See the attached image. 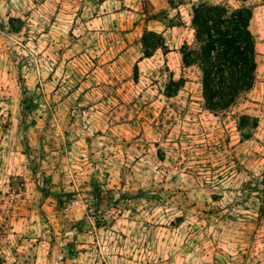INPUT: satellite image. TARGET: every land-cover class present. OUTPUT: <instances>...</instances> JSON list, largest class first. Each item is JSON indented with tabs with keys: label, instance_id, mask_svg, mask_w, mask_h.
Instances as JSON below:
<instances>
[{
	"label": "rangeland",
	"instance_id": "rangeland-1",
	"mask_svg": "<svg viewBox=\"0 0 264 264\" xmlns=\"http://www.w3.org/2000/svg\"><path fill=\"white\" fill-rule=\"evenodd\" d=\"M198 2L0 0V264H264V0H209L253 9L258 62L217 114Z\"/></svg>",
	"mask_w": 264,
	"mask_h": 264
},
{
	"label": "trees",
	"instance_id": "trees-1",
	"mask_svg": "<svg viewBox=\"0 0 264 264\" xmlns=\"http://www.w3.org/2000/svg\"><path fill=\"white\" fill-rule=\"evenodd\" d=\"M190 16L194 44L182 45L183 64L198 68L205 108L214 114L225 112L251 91L257 80L256 41L250 29L253 9L242 6L229 11L224 5L199 0L192 5ZM140 46L146 58L168 50L163 33L149 29L144 30ZM185 83L184 78L171 79L166 95L175 96ZM252 125L257 126V119ZM94 195L99 196L96 190Z\"/></svg>",
	"mask_w": 264,
	"mask_h": 264
},
{
	"label": "crops",
	"instance_id": "crops-1",
	"mask_svg": "<svg viewBox=\"0 0 264 264\" xmlns=\"http://www.w3.org/2000/svg\"><path fill=\"white\" fill-rule=\"evenodd\" d=\"M194 3H192V5H193Z\"/></svg>",
	"mask_w": 264,
	"mask_h": 264
}]
</instances>
